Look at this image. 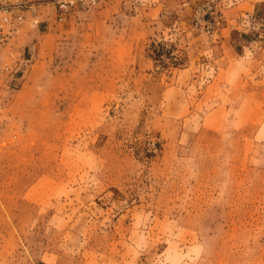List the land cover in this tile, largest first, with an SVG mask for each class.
Returning a JSON list of instances; mask_svg holds the SVG:
<instances>
[{"label": "rangeland", "instance_id": "rangeland-1", "mask_svg": "<svg viewBox=\"0 0 264 264\" xmlns=\"http://www.w3.org/2000/svg\"><path fill=\"white\" fill-rule=\"evenodd\" d=\"M21 2L0 264H264V0Z\"/></svg>", "mask_w": 264, "mask_h": 264}, {"label": "built area", "instance_id": "built-area-1", "mask_svg": "<svg viewBox=\"0 0 264 264\" xmlns=\"http://www.w3.org/2000/svg\"><path fill=\"white\" fill-rule=\"evenodd\" d=\"M61 7L66 8L67 3ZM23 18L24 6L21 0H0V50L18 33Z\"/></svg>", "mask_w": 264, "mask_h": 264}, {"label": "trees", "instance_id": "trees-1", "mask_svg": "<svg viewBox=\"0 0 264 264\" xmlns=\"http://www.w3.org/2000/svg\"><path fill=\"white\" fill-rule=\"evenodd\" d=\"M160 48H157V46H155V48L152 50L153 54H151V56L154 58V60L158 59V57L161 58L163 53L165 54L167 53L164 50V46L160 45ZM175 63H178V62H175Z\"/></svg>", "mask_w": 264, "mask_h": 264}]
</instances>
